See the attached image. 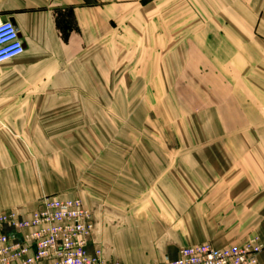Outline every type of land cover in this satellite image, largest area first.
Returning <instances> with one entry per match:
<instances>
[{
    "label": "crops",
    "instance_id": "crops-1",
    "mask_svg": "<svg viewBox=\"0 0 264 264\" xmlns=\"http://www.w3.org/2000/svg\"><path fill=\"white\" fill-rule=\"evenodd\" d=\"M0 16L25 44L23 56L0 66V212L28 217L43 197L66 198L15 179L20 143L36 141L39 124L29 95L90 94L98 85L109 93L114 23L133 29L135 60L149 64L148 93L167 92L172 63H185L173 85L185 94L178 101L185 164L149 169L133 209L91 200L89 252L159 264L201 244L224 249L259 238L264 245V0H0Z\"/></svg>",
    "mask_w": 264,
    "mask_h": 264
},
{
    "label": "rangeland",
    "instance_id": "rangeland-1",
    "mask_svg": "<svg viewBox=\"0 0 264 264\" xmlns=\"http://www.w3.org/2000/svg\"><path fill=\"white\" fill-rule=\"evenodd\" d=\"M111 28L109 93H101L98 83V91L90 94L31 93V119L39 123L33 127L36 141L20 143L25 155L14 158V164L15 179L23 187L40 184L81 199L87 209L97 200L116 211L120 205L129 210L140 204L144 191L139 185L148 182L149 169L185 164V122L179 107L185 94L173 86L185 63H172L167 92L150 94V78L145 79L149 64L135 60L133 29L124 31L114 23ZM172 33L180 38L183 31L175 27ZM157 81L152 79V85L159 86Z\"/></svg>",
    "mask_w": 264,
    "mask_h": 264
},
{
    "label": "built area",
    "instance_id": "built-area-1",
    "mask_svg": "<svg viewBox=\"0 0 264 264\" xmlns=\"http://www.w3.org/2000/svg\"><path fill=\"white\" fill-rule=\"evenodd\" d=\"M24 53L15 23L0 16V66ZM94 231L93 213L81 199L45 196L28 217L16 210L0 212V264H126L107 260L99 249L89 252ZM263 250L259 238L224 249L201 244L159 264H261Z\"/></svg>",
    "mask_w": 264,
    "mask_h": 264
}]
</instances>
